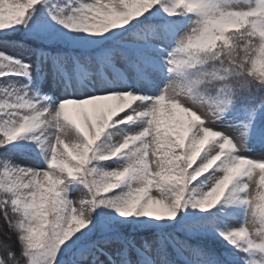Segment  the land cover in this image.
Returning a JSON list of instances; mask_svg holds the SVG:
<instances>
[{"label": "snow or ice", "instance_id": "snow-or-ice-1", "mask_svg": "<svg viewBox=\"0 0 264 264\" xmlns=\"http://www.w3.org/2000/svg\"><path fill=\"white\" fill-rule=\"evenodd\" d=\"M0 218V264H264V0H0Z\"/></svg>", "mask_w": 264, "mask_h": 264}, {"label": "trees", "instance_id": "trees-1", "mask_svg": "<svg viewBox=\"0 0 264 264\" xmlns=\"http://www.w3.org/2000/svg\"><path fill=\"white\" fill-rule=\"evenodd\" d=\"M7 235L6 227L4 226V221L2 218H0V241L4 240ZM10 243H15V237H12V240L9 241ZM206 244H212L210 241H205Z\"/></svg>", "mask_w": 264, "mask_h": 264}, {"label": "rangeland", "instance_id": "rangeland-1", "mask_svg": "<svg viewBox=\"0 0 264 264\" xmlns=\"http://www.w3.org/2000/svg\"><path fill=\"white\" fill-rule=\"evenodd\" d=\"M13 39H16V40H23V37H21V36H17V37H13ZM4 51H8V52H10V53H12V54H20L19 53V50H16V49H12V48H6V49H3ZM211 242V241H210Z\"/></svg>", "mask_w": 264, "mask_h": 264}]
</instances>
